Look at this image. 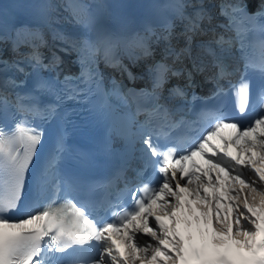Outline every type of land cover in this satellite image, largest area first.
Segmentation results:
<instances>
[{
    "label": "snow or ice",
    "instance_id": "1",
    "mask_svg": "<svg viewBox=\"0 0 264 264\" xmlns=\"http://www.w3.org/2000/svg\"><path fill=\"white\" fill-rule=\"evenodd\" d=\"M249 3L256 4L253 12ZM209 4L162 0L155 5V22L133 34L123 31L119 16L106 21L102 4L93 10L77 0H40L31 5L36 20L11 28L0 8V264H264V84L254 99L248 77L242 74L234 82L239 69L225 62L239 42L245 72L256 71L264 81V0H225L218 6L231 41L217 31ZM60 9L78 34L60 28L65 20ZM45 29L55 33L51 48ZM157 48L160 60L153 59ZM60 51L76 53L78 73L61 79ZM121 51H130L136 61L153 59L150 88L137 91L115 77L106 80L101 63L134 79ZM9 73L30 78L31 88L17 91L24 81ZM197 75L213 85L210 96L196 94ZM172 78L184 83L168 88L165 97ZM189 93L204 104L221 102L201 116L205 127L199 130L178 111L193 112ZM229 95L246 122L223 110ZM177 100L180 105L170 106ZM141 114L144 122L137 119ZM32 116L56 123L47 146ZM101 119L125 141V154L105 181L123 182L124 188L107 200L103 216L77 199L74 192L86 185L66 169L70 156L82 169L95 166L96 151L72 149L68 135L71 130L87 138ZM182 127L195 134L177 144L172 134ZM225 127L236 130L230 142L245 153L243 160L228 154L229 141L223 152L210 143ZM110 139L99 149L106 155H111ZM197 155L205 158L206 168L191 163ZM133 160L138 167H132ZM128 171L136 177L131 186ZM185 210L194 215L199 244L184 235L192 226Z\"/></svg>",
    "mask_w": 264,
    "mask_h": 264
},
{
    "label": "bare ground",
    "instance_id": "2",
    "mask_svg": "<svg viewBox=\"0 0 264 264\" xmlns=\"http://www.w3.org/2000/svg\"><path fill=\"white\" fill-rule=\"evenodd\" d=\"M80 1H86V0H80ZM42 50H43V49H42ZM242 153H243V152H242ZM244 154H245V153H244ZM251 154H252V155H256L255 151H253ZM208 191L211 192V189H208ZM222 192H223V191H222ZM222 192H221V193H222ZM186 199H187V197H185V200H186Z\"/></svg>",
    "mask_w": 264,
    "mask_h": 264
}]
</instances>
